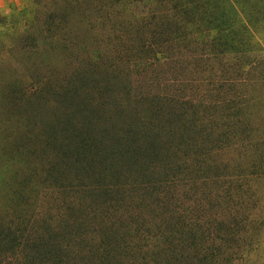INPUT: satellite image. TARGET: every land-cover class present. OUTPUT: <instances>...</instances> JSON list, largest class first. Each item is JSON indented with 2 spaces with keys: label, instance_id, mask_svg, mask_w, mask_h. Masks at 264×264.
I'll return each instance as SVG.
<instances>
[{
  "label": "rangeland",
  "instance_id": "obj_1",
  "mask_svg": "<svg viewBox=\"0 0 264 264\" xmlns=\"http://www.w3.org/2000/svg\"><path fill=\"white\" fill-rule=\"evenodd\" d=\"M0 264H264V0H0Z\"/></svg>",
  "mask_w": 264,
  "mask_h": 264
}]
</instances>
